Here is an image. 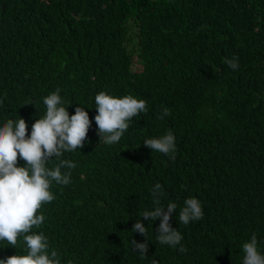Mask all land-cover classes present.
I'll list each match as a JSON object with an SVG mask.
<instances>
[{
    "label": "trees",
    "instance_id": "16d2710c",
    "mask_svg": "<svg viewBox=\"0 0 264 264\" xmlns=\"http://www.w3.org/2000/svg\"><path fill=\"white\" fill-rule=\"evenodd\" d=\"M233 56L235 71L224 63ZM57 88L69 116L80 106L92 122L84 147L62 155L76 164L62 169L70 183H53L33 229L61 264H242L253 234L264 255V0H0V127L23 118L30 135ZM100 91L147 101L111 145L94 121ZM169 130L174 161L143 145ZM157 183L161 204H177L170 224L185 253L140 217ZM188 198L203 218L183 225ZM137 220L146 259L129 243L145 241ZM22 254V238L0 242V259Z\"/></svg>",
    "mask_w": 264,
    "mask_h": 264
},
{
    "label": "clouds",
    "instance_id": "9594fccd",
    "mask_svg": "<svg viewBox=\"0 0 264 264\" xmlns=\"http://www.w3.org/2000/svg\"><path fill=\"white\" fill-rule=\"evenodd\" d=\"M224 63L233 71L239 67L236 56L225 58ZM59 93L60 89L57 88L43 99L46 112L32 124L30 135L27 134L28 125L23 118L8 119L0 127V242H7L15 248L22 238L26 252L0 259V264H61L58 252L50 250L47 237L33 229H39L45 220L38 210L55 199L51 191L53 183L64 186L70 183L71 172H62V169H74L76 164L61 159L62 155L84 147L92 122L80 106L69 116L68 107H65ZM94 100L97 135L109 145L120 141L133 117L148 110L147 101L130 94L115 97L100 91ZM170 114V110L164 108L158 119L163 120ZM143 145L151 151L169 156L173 161L176 158L175 136L171 130L162 136L145 139ZM18 157L25 162V166H17ZM53 160L56 163L49 168L48 164ZM161 189L159 183L155 184L152 190L154 210H145L140 217L147 221L159 220L155 235L157 242L176 247L181 245L183 239L181 233L170 224L177 204L169 202L166 206L162 205ZM202 218L201 203L196 198L186 199L179 210V222L188 225ZM132 232L145 237L142 243L135 240L129 243L133 252L146 259L149 242L146 239L147 228L137 220ZM257 243V237L253 234L250 241L242 245V264H264V255L258 251ZM178 251L185 253L187 249L181 245ZM151 264L158 262L152 260Z\"/></svg>",
    "mask_w": 264,
    "mask_h": 264
}]
</instances>
